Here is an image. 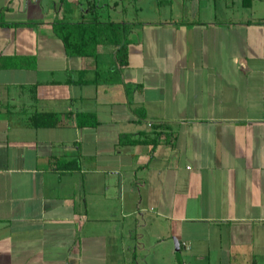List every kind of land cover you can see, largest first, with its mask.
I'll list each match as a JSON object with an SVG mask.
<instances>
[{"label": "crops", "instance_id": "crops-1", "mask_svg": "<svg viewBox=\"0 0 264 264\" xmlns=\"http://www.w3.org/2000/svg\"><path fill=\"white\" fill-rule=\"evenodd\" d=\"M89 1L0 0V264H264V0H148L146 19L147 0H93L130 22L126 65L105 42L70 57L54 32ZM36 110L62 123L36 128ZM153 121L174 126L153 155L120 144Z\"/></svg>", "mask_w": 264, "mask_h": 264}, {"label": "trees", "instance_id": "trees-1", "mask_svg": "<svg viewBox=\"0 0 264 264\" xmlns=\"http://www.w3.org/2000/svg\"><path fill=\"white\" fill-rule=\"evenodd\" d=\"M91 4L92 18H73L68 14V7H65L63 17L54 19L52 22L53 30L57 36L62 40L65 50L70 57L79 58L84 56H96L98 45L105 42L117 46L115 57L117 61L126 65L129 61V38L130 22L101 20L95 12L96 1H89ZM243 6H252L253 0H242ZM84 73V71H82ZM70 80V79H69ZM68 82H72V80ZM83 80V79H82ZM88 81V80H87ZM81 81V82H87ZM59 83V82H56ZM36 86L32 87L36 91ZM129 89V88H128ZM140 121L147 117L146 110L143 106L137 107L135 110ZM77 125L83 126H97L98 119L94 112H78L76 113ZM29 122L34 127H53L60 125L61 116L53 111H34L30 117ZM174 135V126L167 121H153L150 131H141L140 133H125L120 137V144L136 145L144 144L151 146V155H153L155 148L162 142L163 137H166L167 142H171ZM75 161L65 162L58 159L57 167L66 171L68 169L77 168ZM77 164V163H76ZM68 167V168H67ZM178 264H185L184 260L177 254Z\"/></svg>", "mask_w": 264, "mask_h": 264}, {"label": "rangeland", "instance_id": "rangeland-1", "mask_svg": "<svg viewBox=\"0 0 264 264\" xmlns=\"http://www.w3.org/2000/svg\"><path fill=\"white\" fill-rule=\"evenodd\" d=\"M165 4H163V6H164ZM145 8H144V12L143 13H141V18H143V19H146L147 18V16L149 15V16H151L152 15V12H151V9H152V7H151V4L148 2V0L145 2ZM131 12H132V16H134L133 18H135V17H137V15H136V6H135V9H134V6L133 7H131ZM119 9H116V8H114V9H112L111 10V18L113 19V20H115V16H116V14L117 13H119V11H118ZM134 10V11H133ZM136 15V16H135ZM165 15V11L163 12V16ZM167 15V14H166ZM129 18H132V17H129ZM149 18V17H148ZM220 18V17H219ZM145 254H144V256L146 255V254H149L148 252H144ZM177 254L179 255V256H181V251H178L177 252ZM181 258H182V256H181ZM183 259V258H182ZM138 264H167V261H166V258L163 260V259H158V258H154L152 255H150V257H147V255L145 256V257H141V258H139L138 259ZM237 261H238V258L236 257V255H234L233 254V258H232V263L233 264H237ZM170 264H171V261H170ZM172 264H178V261H177V256H176V258H175V260L173 259V261H172ZM215 264H217L216 262H215Z\"/></svg>", "mask_w": 264, "mask_h": 264}, {"label": "water", "instance_id": "water-1", "mask_svg": "<svg viewBox=\"0 0 264 264\" xmlns=\"http://www.w3.org/2000/svg\"><path fill=\"white\" fill-rule=\"evenodd\" d=\"M176 245H177V249H179V241L176 239Z\"/></svg>", "mask_w": 264, "mask_h": 264}]
</instances>
